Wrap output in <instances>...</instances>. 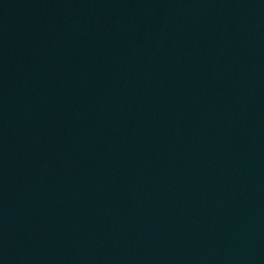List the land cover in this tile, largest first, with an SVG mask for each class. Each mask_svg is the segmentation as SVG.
I'll return each mask as SVG.
<instances>
[{"label":"water","instance_id":"95a60500","mask_svg":"<svg viewBox=\"0 0 264 264\" xmlns=\"http://www.w3.org/2000/svg\"><path fill=\"white\" fill-rule=\"evenodd\" d=\"M0 264H264V0H0Z\"/></svg>","mask_w":264,"mask_h":264}]
</instances>
